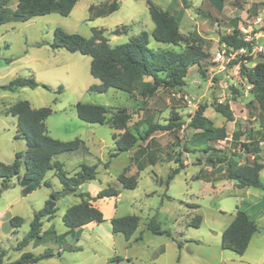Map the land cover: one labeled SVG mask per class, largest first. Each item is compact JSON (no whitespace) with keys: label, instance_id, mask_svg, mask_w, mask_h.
Instances as JSON below:
<instances>
[{"label":"rangeland","instance_id":"rangeland-1","mask_svg":"<svg viewBox=\"0 0 264 264\" xmlns=\"http://www.w3.org/2000/svg\"><path fill=\"white\" fill-rule=\"evenodd\" d=\"M113 1L116 0H78L66 17L51 13L25 22L8 21L0 25V87L19 77H32L39 85L50 88L25 87L14 92L0 89V162L10 164L18 149H21L20 152L25 151L24 140L14 137L15 118L5 115L4 111L17 101H27L35 109H52L53 113L45 120L47 134L51 138L59 141L80 139L88 149L87 153L76 151L57 155L61 156L59 161L65 163L63 170L68 175L78 171V167L74 168L78 163L96 166L95 179L79 186L77 195L83 193L91 197L107 187L119 191L117 202L114 198L97 200L96 205L103 214L104 222L73 230L64 226L61 217L65 209L78 203L79 199L77 195L60 198L54 218L43 223V230L50 228L49 233L18 249V243L29 231L34 212L43 207L51 192L61 190V184L47 172L50 187L41 186L31 194L23 195L17 178L10 179L7 187L2 186L0 180V249L5 252L2 264L16 261L23 253L38 255L45 250L59 252L60 255L35 264H175L170 247H167L160 263L152 262V255L157 256L156 252L166 247V243L171 240L177 245L178 239L184 237L206 239L209 229L218 232L225 227L241 200L243 203L247 201L264 207V197L261 195L264 194V110L253 101L251 90H247V84L239 74V65L233 67L230 64L226 72L218 73L213 63L214 54L222 44L219 43V37L231 34L234 29L239 31L243 28L254 37V45L264 46V0H224L219 12L207 0H151L158 9L178 19L181 41L173 46L156 43L150 38L148 47L177 52L199 50L203 58L188 68L182 88L159 90L145 101L115 89H108L102 94L90 91V86L99 83L89 73L90 58L64 49H56L62 50L58 53L50 47L55 28L83 37L91 36L92 28L104 29V36L110 40L111 46L126 43L141 31L149 33L152 30L153 23L146 0H122L121 5L117 0L116 11L106 16L93 17L95 9L102 10ZM16 3L17 0H10L8 10L13 11ZM90 6L95 7L90 11ZM120 26H126L125 34H110ZM263 55L264 51L252 55V61L245 65L254 66L256 62L262 61ZM7 60L11 62L7 63ZM59 86L62 92L57 94L55 91ZM250 101L253 102L248 105ZM77 102L126 108L131 114L128 123L131 130L135 123L147 116L160 125L168 124L176 116L182 125L174 133L158 131L153 134L148 145L147 142H138L129 152L110 158L109 154L114 150L112 130L107 125L79 120L74 108ZM215 102L228 106L231 121L213 110L211 105ZM199 104L207 106L204 116L213 122L214 127L225 129V139L207 143L215 151L203 153L205 142L187 128ZM235 133L240 134L237 142L232 140ZM249 133L255 140L263 142L259 153V163L263 166L260 173L263 188H248L249 195L242 199L238 196L239 189H233V182L225 178V165L212 167L207 158L226 156L243 165L248 157L239 149L247 141ZM150 152L155 154L156 164H146L139 171L141 163H146ZM177 158L185 167L166 187L167 174L178 167ZM107 162L110 163L105 167ZM23 172L22 166L19 175L22 176ZM123 172L126 176L137 177L134 190L121 188L116 180V176ZM205 175H210L211 179L220 178L216 185H223L222 194H209L210 185L203 177ZM114 203L117 205L116 214L112 208ZM126 215H136L140 219L134 235H141L142 240L136 244L126 240L122 234L113 235L110 231V218ZM196 216L201 217L199 227H190V222ZM12 217L22 218L23 224L17 229L11 228L8 222ZM150 221L170 236L151 233L147 229ZM65 232L67 234L64 238L58 237ZM63 245L72 246L74 250L65 251L61 249ZM191 246V254H187V257L200 262L196 258L200 247ZM78 247L80 250L75 249ZM224 254L233 253L224 250Z\"/></svg>","mask_w":264,"mask_h":264},{"label":"trees","instance_id":"trees-1","mask_svg":"<svg viewBox=\"0 0 264 264\" xmlns=\"http://www.w3.org/2000/svg\"><path fill=\"white\" fill-rule=\"evenodd\" d=\"M10 0H0V25L8 21L25 22L33 17L44 16L57 13L62 17L70 14L78 0H17L15 9L8 10L7 4ZM218 12L223 8L224 0H207ZM148 14L154 25L151 32L141 31L137 36L131 37L126 43L111 46L109 39L104 36V30L92 28L91 36L83 37L76 33H67L60 28L53 31V40L50 47L53 50L64 49L69 53H79L90 58L89 73L99 81L98 84L90 86L89 90L96 93H105L108 89H115L126 92L130 97H140L147 100L153 97L159 90H173L182 88L185 85V77L188 68L196 65L203 58L199 50L188 49L177 52L172 49H152L149 48L150 38L156 42L166 45L176 46L181 41L179 33V21L167 11L158 9L153 2L146 0ZM93 6L89 10H93ZM116 1L101 10L100 15L106 16L116 11ZM125 26L116 27L110 33L118 36L125 34ZM219 43L238 49L247 46L240 38L239 31L234 29L231 34L219 37ZM251 48L250 46H248ZM253 57H239L231 64L239 65V74L250 87L253 94V101L264 110V55L262 61L256 62L254 66L245 65L250 63ZM245 61V63L243 62ZM10 63L11 60H7ZM38 86L49 90L46 85H39L32 77L16 78L8 84L0 87L3 91L14 92L18 88L35 89ZM62 92L59 86L55 93ZM253 101H250V105ZM213 110L222 115L226 120L231 121L232 115L226 104L213 103ZM77 118L85 123L107 125L112 130L111 138L114 143V151L109 155L115 158L121 153L129 152L138 142L148 143L152 140L154 133L158 131L173 132L182 124L179 118L170 119L168 124L160 125L153 122L149 116L135 123L131 128L128 123L131 114L126 108H110L103 105H93L77 102L74 106ZM206 105L199 104L190 121L187 124L188 130L195 132L199 140L204 141L206 147L203 153L215 151L207 145L208 142H216L225 139L226 133L223 127H214L213 122L204 116ZM53 113L50 107L32 108L27 101H17L9 106L5 115H9L16 120L15 139H22L25 142V151L16 152L14 160L10 164L0 162V180L2 186L7 187V183L12 178H17L22 186V194L28 195L41 186L50 187V183L45 180V175L49 171L54 172V176L61 184V190L51 192L48 199L44 202L41 209L34 212L29 224V231L21 242L18 249L27 245L30 241L42 239L41 229L44 221H50L57 212V202L60 198L75 194L78 187L82 184L95 179L97 172L95 165L81 164L78 171L73 175H68L60 162L54 161V157L64 153H73L79 150L86 151L83 141L74 139L71 141H59L48 136L45 120ZM240 134H233L232 140L237 142ZM248 139L241 144L239 151L244 155H252L253 160L240 165L237 161H232L226 156L224 158H213L209 156L207 161L215 167L225 165V178L234 182L236 188H263L260 183L259 173L262 164L259 163V153L261 148L259 143L262 140H255L251 133ZM264 138V135L262 136ZM145 147L143 150H145ZM180 153L178 157H180ZM177 158L178 167L171 169L167 174L166 187L185 167L183 162ZM157 160L154 153L147 154L146 163H141L139 171H142L146 164L154 165ZM23 166L24 172L19 175ZM108 166V162L105 167ZM117 181L123 189L134 190L137 186L136 176H126L125 172L117 177ZM118 192L107 187L100 191L95 197L85 194H78L79 202L68 207L61 217L62 223L70 230L78 229L90 223L100 224L104 222L102 212L93 205L97 199L116 197ZM139 217L136 215H126L110 219L112 234H122L129 240L139 227ZM9 225L13 229L19 228L23 224L20 217L9 219ZM201 217L196 216L192 219L189 226L198 228ZM147 229L155 235L170 234L161 230L158 225L150 221ZM256 223L250 219L242 210L235 209L234 217L228 227L222 232L220 246L223 250L230 251L241 256L246 251L251 237L257 232ZM65 234L59 235L61 239ZM141 240V236L135 241ZM182 244L177 242V247ZM80 250V248H75ZM66 251H73V247H66ZM55 255L50 250H45L39 255L23 253L19 259L9 264H35L41 260L49 259ZM5 252L0 249V264H2Z\"/></svg>","mask_w":264,"mask_h":264},{"label":"crops","instance_id":"crops-1","mask_svg":"<svg viewBox=\"0 0 264 264\" xmlns=\"http://www.w3.org/2000/svg\"><path fill=\"white\" fill-rule=\"evenodd\" d=\"M119 3L121 5L122 4V0H119ZM93 7H95V6H93ZM100 13H101L100 9H95L94 12H93V17L101 16ZM153 27H154V25H153ZM101 30H104V29H101ZM105 32L106 31L104 30V34H105ZM109 42H110V40H109ZM54 51H57L58 53H60V51H62V50H54ZM247 90H249V89H247ZM15 124H16V122H15ZM15 124H14V127L16 128ZM46 131H47V127H46ZM262 145H263V142H260L259 143L260 148L262 147ZM20 150L21 149H18V152H20ZM81 151L82 150H79L77 152H81ZM77 152H74V153H77ZM83 152L87 153L88 149L86 148V151H83ZM60 157L61 156L55 157L54 161L60 162L62 164V166L64 167L65 163H63V161H59ZM246 157H248V158L245 159L244 164H245V162H250V161L253 160V156L252 155H247ZM109 163L110 162H108V165H109ZM81 164H84V163H78L74 168L76 169ZM49 173H50V177H54V172L53 171H49ZM66 173L69 174L68 172H66ZM260 173H261V171H260ZM260 173H259V178H260ZM119 174H121V173H119ZM118 175L116 176V180H117ZM203 177H205L206 182L210 185L209 194H216L217 192H220V194L223 193V190H222L223 189V185H221L219 187H218V185H216V181L220 180V178L219 179H215V178L213 179L212 178L213 179L212 180L210 175L208 177L206 175L203 176ZM44 179L47 180L50 183L49 179L46 178V175H45ZM196 179H198V178H196ZM260 183H261V179H260ZM261 185H263V183H261ZM232 188L233 189L236 188L234 182L232 183ZM236 189H238V188H236ZM251 189H261V188H251ZM242 190H244V192H242ZM116 191L118 192V195L116 197H111V198H114L116 200L115 202H117V199L119 197V191L118 190H116ZM249 192H250V189H248V188L239 189V192H238L239 195L238 196H241L242 199H243V196L247 197L249 195L248 194ZM97 194L92 195L91 197H95ZM72 195L76 196L77 194L75 193V194H72ZM261 195L264 197V194H261ZM67 196H69V195H67ZM64 197H66V196H64ZM97 200H99V199H97ZM97 200H95L93 202V205L95 207H97V205H96L97 204ZM116 206L117 205L115 204V206L112 207L114 209V214H116V212H117V209H116L117 207ZM97 208L99 209V207H97ZM236 208L239 209V210L244 211L246 213V215L256 223L257 229H258L257 232L251 237V239L249 241V244H248V247H247V249H246V251L244 252L243 255L238 256V255H236L234 253L231 254V255L230 254H224V250L220 246L221 234L228 227V225L231 223V221L233 220L234 212H235V210H234V212L231 214L228 222L224 225L225 227L219 229L218 232H215L214 230L209 229V235H207L206 239L204 237H202L201 240H193V239H190L189 237H184V239H182V240L178 239L179 242L182 244L180 249L177 248L176 242L174 240H171V242H169V243L167 242L166 243V247H163L160 251L156 252L157 256L156 255L155 256L152 255V262H154V263L159 262L160 263L161 257L164 256V254L167 251V247H170L172 249V251H173L172 259H173V262L175 264H197V263L198 264H264V207H262L260 205H257V204H252L251 202H247V201L243 203V200H241V203L239 205H237L235 207V209ZM120 217H122V216H120ZM112 218H115V217L113 216L110 219H112ZM90 224H95V223H90ZM49 229L50 228H47L46 230H43V226H42V229H41L42 234L49 233ZM110 231H111V228H110ZM67 232H65L64 234H67ZM135 232H134V234H135ZM134 234L131 236V238L128 241H130L133 244L134 243L136 244V243H138L139 241L142 240V237H141V240L135 241V239L138 238L141 235L135 236ZM113 235H117V234H113ZM217 238H219V242H217ZM192 244L195 245L196 247H200L199 248L200 250L197 251V253L199 255L196 257V258H198L200 260V262L198 260H196V259L193 260V259L187 257V254H191L190 253L191 252L190 248L192 247L191 246ZM70 247H72V246H70ZM174 247H176L175 251H174ZM65 248H66V246L62 247L61 249L65 250ZM183 254H184V256H183Z\"/></svg>","mask_w":264,"mask_h":264},{"label":"built area","instance_id":"built-area-1","mask_svg":"<svg viewBox=\"0 0 264 264\" xmlns=\"http://www.w3.org/2000/svg\"><path fill=\"white\" fill-rule=\"evenodd\" d=\"M239 34L242 41L248 45L235 49L233 47L226 45L225 43L220 44L213 57V63L216 65V72L218 73L226 72L227 66L233 64V62L236 61L241 56L242 57H250L252 55L255 56L264 51V46L258 47L254 45L253 42L254 37H251L249 35V32L247 33L246 30L241 28L239 29ZM248 46H250L251 48H249ZM243 62L245 63V61ZM237 65L238 64H235V66L233 67H237ZM246 88L250 89L249 86H247ZM188 102L190 103V101Z\"/></svg>","mask_w":264,"mask_h":264}]
</instances>
